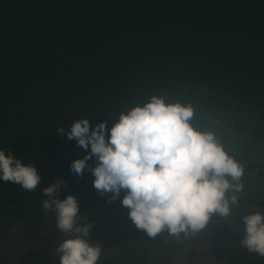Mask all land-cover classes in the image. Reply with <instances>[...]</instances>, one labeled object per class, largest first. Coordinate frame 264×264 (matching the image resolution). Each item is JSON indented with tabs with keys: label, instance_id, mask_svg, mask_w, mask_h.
Masks as SVG:
<instances>
[{
	"label": "trees",
	"instance_id": "1",
	"mask_svg": "<svg viewBox=\"0 0 264 264\" xmlns=\"http://www.w3.org/2000/svg\"><path fill=\"white\" fill-rule=\"evenodd\" d=\"M189 87L222 90L264 122V0H0V149L41 177L32 192L0 180V243L90 151L67 138L73 121L110 129L121 112ZM239 254L225 264H264Z\"/></svg>",
	"mask_w": 264,
	"mask_h": 264
},
{
	"label": "clouds",
	"instance_id": "2",
	"mask_svg": "<svg viewBox=\"0 0 264 264\" xmlns=\"http://www.w3.org/2000/svg\"><path fill=\"white\" fill-rule=\"evenodd\" d=\"M193 116L190 104L168 103L153 95L143 105L121 112L110 129L107 121L93 127L89 119H77L67 130V138L90 151L73 160L70 171L82 176L90 168L93 186L101 196L112 193L110 199H115L126 190L121 203L129 209L135 226L149 237L155 238L165 229L177 237L196 234L213 216H230V205H237L247 191L239 197L236 193L252 179L240 183L245 167L213 132L195 128ZM64 132L59 130V134ZM93 157L94 167L88 164ZM0 180L32 192L41 177L32 164L0 149ZM63 183L57 179L44 188L49 199L42 202L45 210L55 212L56 229L72 234L57 247L60 264H98L101 247L88 239L92 225L86 217L81 222L78 200L73 195L58 198ZM242 222V246L264 257V213L250 212Z\"/></svg>",
	"mask_w": 264,
	"mask_h": 264
},
{
	"label": "rangeland",
	"instance_id": "3",
	"mask_svg": "<svg viewBox=\"0 0 264 264\" xmlns=\"http://www.w3.org/2000/svg\"><path fill=\"white\" fill-rule=\"evenodd\" d=\"M160 96L169 99L170 103L190 104L194 109L191 123L195 128L213 132L230 155L245 152L264 167V122L257 113L245 110L241 102L216 88L189 87L176 96H168L165 92ZM209 99L212 102H207ZM94 178L87 168L82 176L75 174L63 180L65 183L57 195L61 200L68 195L78 200L79 214L92 225L88 239L101 247L98 264H123L129 256L136 260L130 264H225L241 259L239 251L245 253L247 250L241 244L244 232L240 229L242 220L237 221L239 207L232 219L225 217L224 226L219 229H224L220 236L215 229L205 228L196 234L173 236L167 243L163 241L170 235L167 229L152 238L135 226L129 217V209L121 203L126 190L122 189L115 199H110L112 193L101 196L93 186ZM260 181L257 178V188L264 189V175ZM250 182L252 188V180ZM47 199L48 196L44 200ZM44 200L6 233L0 243V260L7 262L21 256L38 258L45 264L59 263L57 247L72 234L56 229V222L50 219L55 212L42 207ZM246 209L244 215L252 212L251 207ZM180 237L190 240H180ZM173 246L176 249L172 250Z\"/></svg>",
	"mask_w": 264,
	"mask_h": 264
},
{
	"label": "flooded vegetation",
	"instance_id": "4",
	"mask_svg": "<svg viewBox=\"0 0 264 264\" xmlns=\"http://www.w3.org/2000/svg\"><path fill=\"white\" fill-rule=\"evenodd\" d=\"M165 94L168 96H176V94H170V93H166V92H165ZM160 95L161 94H159L158 96H160ZM165 101L170 103L169 99H166ZM234 101H236V100L234 99ZM207 102H212V100L209 99ZM250 128H251V126H250ZM221 144L223 145L222 142H221ZM232 156L235 159H237L239 162H241L242 165L245 167V173H244L243 177L241 178L240 183L242 184L244 182H248V180L252 176V189H250L251 184L249 183L246 188L241 189V191L239 193H236V195L239 197L240 193L247 191L245 199L239 198L237 205H235V206L230 205V207H232V214L226 218L232 219L235 216V213L238 212V207L240 208L241 211L246 210L247 207H251L252 212L253 211H261L262 213H264V205L262 204L264 202V189H259V188H257V185H256V178L258 176L263 177V172L260 169H262L264 167L259 166V167H256L255 169L250 171V170H248V167L251 164H252V166L255 164H258L256 161H254L253 159L251 160V158L245 152H243L239 155L232 152ZM224 219H225V217L213 216L210 219V222L206 226V228H210V229L212 228L211 230L215 229L217 231L218 235L220 236L224 229L223 230H219V229L224 226ZM237 221H241V218H237Z\"/></svg>",
	"mask_w": 264,
	"mask_h": 264
},
{
	"label": "water",
	"instance_id": "5",
	"mask_svg": "<svg viewBox=\"0 0 264 264\" xmlns=\"http://www.w3.org/2000/svg\"><path fill=\"white\" fill-rule=\"evenodd\" d=\"M260 165L259 164H255V165H250L249 167H248V170H252V169H254V168H256V167H259ZM264 204V203H263Z\"/></svg>",
	"mask_w": 264,
	"mask_h": 264
}]
</instances>
